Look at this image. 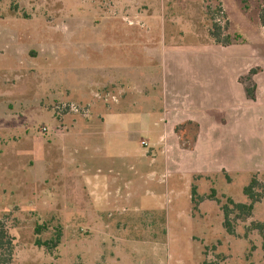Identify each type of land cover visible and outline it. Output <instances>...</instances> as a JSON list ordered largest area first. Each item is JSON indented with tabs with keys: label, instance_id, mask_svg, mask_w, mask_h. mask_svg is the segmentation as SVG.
Wrapping results in <instances>:
<instances>
[{
	"label": "rangeland",
	"instance_id": "374dc122",
	"mask_svg": "<svg viewBox=\"0 0 264 264\" xmlns=\"http://www.w3.org/2000/svg\"><path fill=\"white\" fill-rule=\"evenodd\" d=\"M262 10L264 0H0L11 264H264ZM218 91L233 104L218 105ZM60 102L90 115L58 116ZM121 103L129 116L112 133ZM127 165L137 169H109ZM252 178L263 197L247 219L230 213V235L223 209L250 202Z\"/></svg>",
	"mask_w": 264,
	"mask_h": 264
},
{
	"label": "trees",
	"instance_id": "16d2710c",
	"mask_svg": "<svg viewBox=\"0 0 264 264\" xmlns=\"http://www.w3.org/2000/svg\"><path fill=\"white\" fill-rule=\"evenodd\" d=\"M259 22L261 27L264 30V10L261 11L259 15ZM213 28L216 32L212 33L215 36V40L219 42V28L217 25H213ZM259 186L258 181L255 178H252L250 184L243 189L244 195L249 199L248 204L244 203H234L232 200H228V205L232 207H225L223 209L224 213V224L226 227V231L228 234L232 235L234 233L232 224H230V213H236V218L247 219L251 216L252 211L254 209V205L258 203L263 197L262 194H259L255 191L256 187ZM256 229L262 234L264 239V224L256 225ZM37 234L40 232V227L36 229ZM39 246H46V243H41V241H37L36 243ZM12 254H13V245L12 239L8 235L7 231L4 228H0V264H11L12 262Z\"/></svg>",
	"mask_w": 264,
	"mask_h": 264
},
{
	"label": "crops",
	"instance_id": "0c3cea01",
	"mask_svg": "<svg viewBox=\"0 0 264 264\" xmlns=\"http://www.w3.org/2000/svg\"><path fill=\"white\" fill-rule=\"evenodd\" d=\"M189 93L190 94H193L194 95L193 98H196L198 100L199 99L206 100V98H208V92H206L205 89L202 88L201 86H198V88H197V86H194L193 85V88H191L189 90ZM222 99H223L222 93L219 92V91L216 92V96H215V99L214 100H215V102L217 101V104L218 105H231V104H233V98H232V96L230 97V99L228 98L227 101H224V100L222 101ZM121 107H123L122 106V103L117 108L118 112L116 110L115 112L109 113L107 115V118H108L107 119V124L108 125L105 124V129L106 130L107 129H110V131L112 133H115V131H113L112 128L117 127L119 129L120 124L123 123V121H124V118L126 119V116H129V115L125 114L124 112H122ZM140 116H141L140 117L141 118L140 119L141 123L142 122H145L146 123V121H147L148 124H149V122L151 123V117L150 116L149 117H142V114ZM142 127H143V125H142ZM141 130H142V128H141ZM110 131H109V133H111ZM148 131L149 132H152V129H150V127H149V130ZM116 133H117L116 136H118L119 138H121V134L123 132L121 130H119V132L116 131ZM105 134L107 135V133H105ZM106 135H104V136H106ZM107 136H112V135L111 134H108ZM124 155H127V152H125ZM130 165H132V164H130ZM130 165L129 166L127 165V167H124V166H126V165H124V166H119L118 168H109V169L112 170V171H113V169L115 171L117 170L116 174L118 173V174L122 175L121 171L123 169H125V170H134V169H137V165H133V166H130ZM150 173L153 174V173H155V171H151ZM123 177L125 178L126 177V174H124Z\"/></svg>",
	"mask_w": 264,
	"mask_h": 264
},
{
	"label": "built area",
	"instance_id": "2783aa9c",
	"mask_svg": "<svg viewBox=\"0 0 264 264\" xmlns=\"http://www.w3.org/2000/svg\"><path fill=\"white\" fill-rule=\"evenodd\" d=\"M111 100H116L115 97H111ZM58 116H64L67 114L75 115L83 118H87L90 115V107L88 105H81L75 102H60L55 107ZM43 131H47L43 128Z\"/></svg>",
	"mask_w": 264,
	"mask_h": 264
}]
</instances>
